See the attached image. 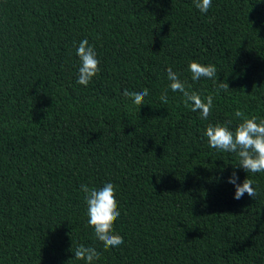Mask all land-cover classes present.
I'll list each match as a JSON object with an SVG mask.
<instances>
[{
    "label": "trees",
    "instance_id": "1",
    "mask_svg": "<svg viewBox=\"0 0 264 264\" xmlns=\"http://www.w3.org/2000/svg\"><path fill=\"white\" fill-rule=\"evenodd\" d=\"M84 39L101 61L87 87ZM190 61L218 77L193 81ZM169 67L214 95L207 120L168 89ZM145 88L143 106L123 95ZM236 110L264 119V0H212L206 14L194 0H0V264H84L80 244L95 264H264V172L204 136L234 131ZM234 172L255 198L234 199ZM105 183L124 240L108 251L80 187Z\"/></svg>",
    "mask_w": 264,
    "mask_h": 264
},
{
    "label": "clouds",
    "instance_id": "2",
    "mask_svg": "<svg viewBox=\"0 0 264 264\" xmlns=\"http://www.w3.org/2000/svg\"><path fill=\"white\" fill-rule=\"evenodd\" d=\"M194 6L202 14H206L212 6V0H194ZM76 55L79 57V68L77 83L87 87L91 81L98 76L101 69V61L98 59L97 52L93 45L89 44L87 39L79 42L76 48ZM188 70L191 73L193 81H199L201 78L216 80L217 68L215 65H203L196 61H190ZM169 80L168 89L172 92H179L183 97V104L192 112H199L202 120H207L214 107V95L209 94L202 96L196 91H192L191 85L182 81L178 73L174 72L171 67L167 69ZM168 89L159 97L163 104L168 101ZM229 90V85L225 82H219L216 95L219 90ZM123 95L130 98L134 105H145V97L149 95L147 88L140 92L124 90ZM236 118L242 122L239 123L235 130L228 126L231 121L225 124L217 123L208 124L204 131L207 138L208 146L219 152L235 154L239 158L237 167H242L247 173L264 172V119L255 116L249 118L243 111L236 110ZM238 177L233 173L229 183L235 186L234 199L240 200L245 193L255 198L256 190L253 187V181L248 177L242 184L237 183ZM81 191L84 193V200L87 205V225L94 230L95 238L103 244L104 250L119 247L124 243L123 237L115 234L114 225L120 217L119 202L116 199V186L112 183H105L103 187L97 189L90 188L82 184ZM73 251V250H72ZM75 260L83 261L84 264H95L100 259L101 253L92 246L80 244L73 251ZM71 264V261L68 262Z\"/></svg>",
    "mask_w": 264,
    "mask_h": 264
}]
</instances>
